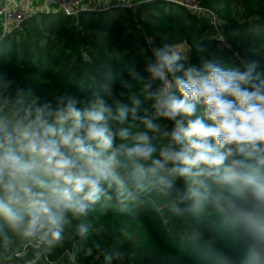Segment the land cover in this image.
<instances>
[{"label":"clouds","instance_id":"9594fccd","mask_svg":"<svg viewBox=\"0 0 264 264\" xmlns=\"http://www.w3.org/2000/svg\"><path fill=\"white\" fill-rule=\"evenodd\" d=\"M146 39L143 72L131 66L103 95L42 100L0 74V264L38 259L67 230L86 236L102 201L219 219L232 244H207L205 264H264V71L238 52L186 66V41Z\"/></svg>","mask_w":264,"mask_h":264},{"label":"trees","instance_id":"16d2710c","mask_svg":"<svg viewBox=\"0 0 264 264\" xmlns=\"http://www.w3.org/2000/svg\"><path fill=\"white\" fill-rule=\"evenodd\" d=\"M233 1L235 0H213L211 2V6L215 7V17L223 24L222 35L233 51H238L242 45H247L254 54L255 60L260 63L264 58V15L238 23L234 18ZM242 1L251 10L264 11V0ZM142 9L146 15L154 13L155 17L161 21L163 28H174L175 20L168 18L165 14L168 12L172 15L173 4H169L166 11H163L157 2L146 3L142 5ZM104 14L101 12L95 16ZM81 15L93 16L85 10L80 12L79 16ZM51 17V30L54 31L59 25L68 23L77 16H67L59 11ZM31 20L27 22L30 23ZM112 20L114 21L115 17ZM113 21H110L111 26L108 31L103 32L101 36H92L91 40L96 45L109 43L108 34H114L115 29ZM21 27L0 37V74L14 79L25 90H33L42 100H54L65 90L80 97H88L92 92H99L103 95L104 86L117 87L120 78H127L128 69L131 66L134 65L138 71L143 72L145 64L137 66V60L134 59L140 54L139 51L126 52V45L120 50L91 46L93 55L98 56L96 64L75 63L64 70L63 59L68 50L67 46L62 47L58 56H54L39 50L41 46L35 49L36 45L32 40L28 39L21 45L18 39ZM193 29L194 27L189 24L186 29L187 33ZM188 44L192 49L187 55V60L183 61L186 66L198 63L200 56L205 54L201 50L202 47L207 54L215 55L222 63L231 62L230 57L233 52L219 49V39L205 42H201L200 39L195 42L190 40ZM141 51L144 52L142 57L147 55V49L144 48ZM90 217L96 221L99 228L105 225L132 227V230L117 236V245L109 250V253H124V259L130 260L131 264H205L203 250L207 244L222 246L232 244L222 221H216L213 224L207 220H178L170 216L162 205L146 209L133 208L122 212L114 201H102ZM132 231L138 232L135 238L129 236ZM95 239L96 233L93 227H89L88 233L83 237L76 235L74 229L67 230L65 239L50 251H46V259L51 263H57L71 256V264H90V255L86 253L91 249ZM29 257H36L34 250L29 249L27 256L17 264L27 262ZM117 262L113 259L112 264Z\"/></svg>","mask_w":264,"mask_h":264},{"label":"rangeland","instance_id":"374dc122","mask_svg":"<svg viewBox=\"0 0 264 264\" xmlns=\"http://www.w3.org/2000/svg\"><path fill=\"white\" fill-rule=\"evenodd\" d=\"M212 1L213 0H173V2H169L150 0V2H157L163 11L168 9L169 4H173L174 9L172 15L168 12H165V14L168 18L175 20L174 28L165 29L162 27L161 21L155 17L156 15L154 13L146 15L143 12L142 5L146 3H141V0H132L135 5L131 7L121 4L120 0H82L79 6L81 11L85 10L93 16H79V12L75 15L77 16L76 18L68 23L59 25L54 31L51 30V15L59 12V8L57 6L45 8V6L35 3V7L29 18L32 20L30 23L25 21L26 23L21 27L22 30L18 32V39L21 45L28 41V39L32 40L33 44L37 46V48L35 46V49L41 46L42 48H39V50H42L45 54L54 56H58L62 47L64 48V46H67L68 50L65 53V59H63L64 70H67L68 66L75 63L80 64L89 62L92 65L96 64L98 56L93 55L91 46H101L103 48L120 50L121 47L126 45V52H132L133 50L139 51L140 54L135 56L134 59L137 60V66H143L145 64V57L151 55L149 44L146 39L147 37H150L156 46H160L163 43L178 44L183 41L188 43L190 40L195 42L197 39H200L201 42L218 39L223 24L213 16L216 11L215 7L211 6ZM232 9L235 21L238 23L247 22L255 16L264 15L263 10H251L242 0L233 1ZM101 12L105 14L95 16ZM114 17L115 20L113 21L112 19ZM43 19L44 21L42 22ZM110 21L115 22V29L114 34H108L109 43L96 45L91 40L92 36H101L103 32L108 31L111 26ZM189 24L193 26L194 29L187 33L186 29ZM249 28L252 29L253 27ZM218 47L219 49L238 52L240 55L250 60H255L254 54L248 49L247 45H242L238 51H233L232 47L227 42H221L218 44ZM144 48L147 49L148 52L147 55L142 57L144 52L141 50ZM201 50L205 53L204 56L209 55L203 47ZM188 54H190V52H188L187 55ZM230 58L232 62L233 54ZM259 64V70L264 71V58ZM216 221L220 220L216 219L214 222H211L215 224ZM84 222L89 227H93L96 233V239L91 247L92 255H90V264H106L104 257L100 255V251L106 250L109 252L112 247L117 245V236L128 230H132L130 226L117 227L105 225L99 228L96 221L91 217H88ZM137 235L138 232L136 231L129 233V236H134L133 238ZM97 245H99V248H97ZM52 248L46 251H50ZM46 251H44L38 259L36 257H29L27 262L23 264H28L29 261L33 260L35 264H71V256L57 263L47 261L45 256ZM116 264H131V261L124 259L123 261H118Z\"/></svg>","mask_w":264,"mask_h":264},{"label":"built area","instance_id":"2783aa9c","mask_svg":"<svg viewBox=\"0 0 264 264\" xmlns=\"http://www.w3.org/2000/svg\"><path fill=\"white\" fill-rule=\"evenodd\" d=\"M82 0H0V18L4 21L2 36H6L13 30L18 29L31 17L35 3L45 6H57L67 16H75L81 12ZM173 2V0H162ZM186 2V1H185ZM182 4V3H181ZM215 17V15L213 14ZM220 43L226 42L222 32L219 33Z\"/></svg>","mask_w":264,"mask_h":264},{"label":"crops","instance_id":"0c3cea01","mask_svg":"<svg viewBox=\"0 0 264 264\" xmlns=\"http://www.w3.org/2000/svg\"><path fill=\"white\" fill-rule=\"evenodd\" d=\"M3 28H4V21L2 18H0V36L2 34V31H3ZM1 40V39H0Z\"/></svg>","mask_w":264,"mask_h":264}]
</instances>
